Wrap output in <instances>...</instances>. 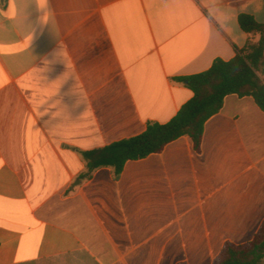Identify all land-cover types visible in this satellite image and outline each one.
Listing matches in <instances>:
<instances>
[{"label": "crops", "instance_id": "crops-1", "mask_svg": "<svg viewBox=\"0 0 264 264\" xmlns=\"http://www.w3.org/2000/svg\"><path fill=\"white\" fill-rule=\"evenodd\" d=\"M264 0H0V264H213L264 222V111L226 97L185 136L80 179L79 152L172 120L174 79L257 42ZM264 78V76H263ZM264 264V261L261 263Z\"/></svg>", "mask_w": 264, "mask_h": 264}, {"label": "trees", "instance_id": "trees-1", "mask_svg": "<svg viewBox=\"0 0 264 264\" xmlns=\"http://www.w3.org/2000/svg\"><path fill=\"white\" fill-rule=\"evenodd\" d=\"M239 25L243 32L260 35V39L248 42L243 49L236 48V55L230 61L216 59L203 73L175 78L194 94L177 115L165 124L150 122L138 136L79 152L86 165V171L79 178L89 179L97 170L109 168L117 181L128 162L162 153L167 145L185 136L199 152L206 123L220 113L230 95L252 97L264 111V23L242 14ZM263 261L264 222L251 242L226 243L213 264H261Z\"/></svg>", "mask_w": 264, "mask_h": 264}]
</instances>
